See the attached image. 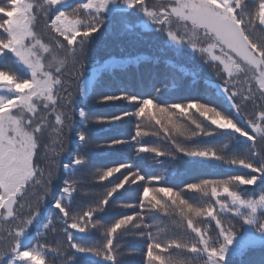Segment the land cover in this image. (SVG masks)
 <instances>
[{
	"label": "snow or ice",
	"instance_id": "6c2138e0",
	"mask_svg": "<svg viewBox=\"0 0 264 264\" xmlns=\"http://www.w3.org/2000/svg\"><path fill=\"white\" fill-rule=\"evenodd\" d=\"M117 25L149 47L190 52L212 90L176 71L151 74L140 91L85 82L90 46ZM257 145L264 0H0V264H120L125 236L143 245V264H232L264 246ZM94 149L110 163L97 168ZM214 164L227 176L202 174ZM90 180L103 191L85 199Z\"/></svg>",
	"mask_w": 264,
	"mask_h": 264
},
{
	"label": "trees",
	"instance_id": "16d2710c",
	"mask_svg": "<svg viewBox=\"0 0 264 264\" xmlns=\"http://www.w3.org/2000/svg\"><path fill=\"white\" fill-rule=\"evenodd\" d=\"M131 23L138 24V21L132 19ZM137 31L142 32V30H138V28ZM175 54L179 55L181 60L178 59ZM137 55L151 57V59L141 61L139 64L129 63L127 66L124 65L130 57ZM171 57L177 58V60ZM108 59L114 60V65L116 61L119 63H116L117 65L112 66L111 69L110 67L104 68L103 65L110 61ZM170 59L175 63H169ZM95 67L98 68L95 69ZM165 71H176L179 75L184 77L185 84L193 85L201 91L212 90V84L215 80L211 71L204 67L199 59L193 57L190 52L178 54L175 51H161L155 47H149L147 43L137 42L135 37L130 35L122 25H117L111 32H105L92 43L85 57L84 72L82 75L84 81L95 78L96 82L99 84V91L101 92L115 90L120 86H126L129 90L140 91L147 86L151 74ZM252 110V106L249 105L247 111L251 112ZM101 114L106 113L102 112ZM149 139L153 141L157 140L156 137H151ZM209 139L217 144L224 142L220 141L218 138ZM101 142H103L102 139ZM257 147L258 150H264V145H257ZM110 159V157L103 155L99 150H93L92 160L97 168H103L105 165L109 164ZM142 166L153 167L150 160L143 161ZM165 167H167V165H165ZM160 170L162 171L163 169L161 168ZM229 171L230 170L225 165L214 164L213 167L203 170L202 174L215 178H224ZM192 175L193 173L182 174L176 182L179 183L180 180L190 179ZM97 191L102 192L103 189L97 190L96 182L90 180L85 185L84 193L87 195L84 198H91L93 195L97 194ZM190 195H194L199 199V194ZM126 199V196L122 197L118 199L116 203H122ZM118 211L121 210L113 207L112 212ZM209 228L210 231L214 229V224L210 225ZM211 234L214 236L215 232L212 231ZM95 239L96 236L93 235L86 242L92 243ZM142 251L143 245L136 237L125 236L122 239L121 248L119 249L120 255L118 259L120 260V264H143ZM176 255L184 259H190L186 253H177ZM231 260L232 264H264V246L249 247L243 255L232 257Z\"/></svg>",
	"mask_w": 264,
	"mask_h": 264
},
{
	"label": "rangeland",
	"instance_id": "374dc122",
	"mask_svg": "<svg viewBox=\"0 0 264 264\" xmlns=\"http://www.w3.org/2000/svg\"><path fill=\"white\" fill-rule=\"evenodd\" d=\"M138 23H139V22H138ZM138 30H142V29H139V28H138ZM142 31H143V30H142ZM170 55H171V54H170ZM175 56H176L178 59L181 60V57H179V55H176V54H175ZM171 58L174 59V60H175V59L177 60V58H174V57H171ZM108 60H110L111 62L109 61V62H106V63H108V64L110 65V69H111V68H112V65L114 64V60H112V59H108ZM116 63H117V61H116ZM116 63H115V65H117L119 62H118L117 64H116ZM169 63L174 64L175 62L171 61V59H170V60H169ZM115 65H114V66H115ZM124 65L127 66V65H129V63L126 61V63H125ZM97 68H98V67H95V69H97ZM94 71H95V70H94ZM94 71H93V72H94ZM85 82H87V81H85Z\"/></svg>",
	"mask_w": 264,
	"mask_h": 264
}]
</instances>
